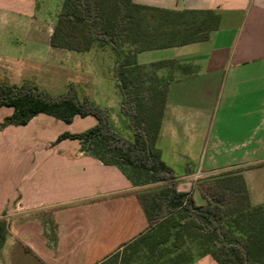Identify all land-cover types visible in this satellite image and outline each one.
Masks as SVG:
<instances>
[{
	"label": "crops",
	"instance_id": "1",
	"mask_svg": "<svg viewBox=\"0 0 264 264\" xmlns=\"http://www.w3.org/2000/svg\"><path fill=\"white\" fill-rule=\"evenodd\" d=\"M134 2L213 10L219 17L204 40L134 54L138 64H179L168 71L155 140L176 188L189 191L200 205L197 180L239 169L250 203L264 204V0ZM53 25L41 0H0V83L32 84L50 94L64 92L69 83L75 87L72 77L80 71L65 62L70 50L50 45ZM77 95L92 100L87 93ZM0 110L1 121L12 108ZM42 116L4 129L27 128ZM88 117L76 115L72 122L88 120L84 130L95 123ZM1 148L7 149L9 166L8 177L0 179V219L7 225L0 264H108L146 229L130 180L116 166L82 153L77 140H13ZM192 264L218 263L207 254Z\"/></svg>",
	"mask_w": 264,
	"mask_h": 264
},
{
	"label": "trees",
	"instance_id": "2",
	"mask_svg": "<svg viewBox=\"0 0 264 264\" xmlns=\"http://www.w3.org/2000/svg\"><path fill=\"white\" fill-rule=\"evenodd\" d=\"M213 10H170L134 0H63L50 45L85 52L108 45L117 55L116 86L120 111L132 139L111 129L105 106L78 97L72 83L59 94L32 84L0 83V107H11L0 128L24 125L42 113L70 124L74 116L95 123L59 133L52 144L77 140L82 153L116 166L131 182L148 225L124 243L110 260L119 264H192L210 255L218 264H264V204L250 203L239 169L197 180L204 203L176 188L173 170L155 146L174 60L138 64L135 52L201 41L218 26ZM166 72L167 74H165ZM7 232L0 219V247Z\"/></svg>",
	"mask_w": 264,
	"mask_h": 264
},
{
	"label": "rangeland",
	"instance_id": "3",
	"mask_svg": "<svg viewBox=\"0 0 264 264\" xmlns=\"http://www.w3.org/2000/svg\"><path fill=\"white\" fill-rule=\"evenodd\" d=\"M43 11L47 14L48 20L54 24L56 15L60 10L63 0H41ZM70 56L66 55L65 60L69 68L78 70L72 78L77 92H84L92 97L97 106H105L109 110L110 126L113 131L120 134L127 140H131L130 130L127 128V117L120 111V94L116 86L115 66L118 62L117 55L106 45L99 47L94 44L89 51L78 52L70 50ZM3 74L7 72L2 71ZM167 74L166 72H164ZM5 110H0V119ZM92 119L88 117L86 119ZM88 120L79 122L73 121L66 124L51 116L35 118L27 128H0V147L8 146L10 141L17 144L26 140L32 145L40 143L52 144L56 134L62 131L78 132L87 126ZM2 149V148H1ZM9 157L7 149L0 150V179L8 177ZM201 167V166H200ZM221 171L219 173H223ZM119 260H111L109 264H119Z\"/></svg>",
	"mask_w": 264,
	"mask_h": 264
}]
</instances>
